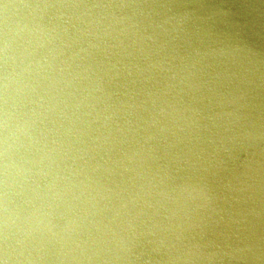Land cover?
<instances>
[{"label":"water","instance_id":"95a60500","mask_svg":"<svg viewBox=\"0 0 264 264\" xmlns=\"http://www.w3.org/2000/svg\"><path fill=\"white\" fill-rule=\"evenodd\" d=\"M0 264H264V0H0Z\"/></svg>","mask_w":264,"mask_h":264}]
</instances>
